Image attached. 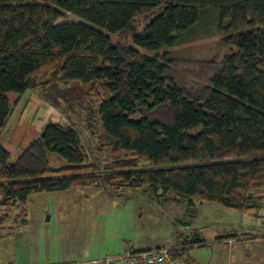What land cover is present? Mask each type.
<instances>
[{
  "label": "trees",
  "instance_id": "16d2710c",
  "mask_svg": "<svg viewBox=\"0 0 264 264\" xmlns=\"http://www.w3.org/2000/svg\"><path fill=\"white\" fill-rule=\"evenodd\" d=\"M210 11L226 54L207 82L184 85L216 61L165 50ZM64 13L87 23L58 25ZM136 23L147 54L113 41ZM72 84L89 87V129L120 156L100 160L74 127L50 123L13 162L1 140L11 96ZM145 186L191 206L264 210V0H0V230L28 223L33 193ZM205 244L197 234L173 259L198 264L188 249Z\"/></svg>",
  "mask_w": 264,
  "mask_h": 264
},
{
  "label": "rangeland",
  "instance_id": "374dc122",
  "mask_svg": "<svg viewBox=\"0 0 264 264\" xmlns=\"http://www.w3.org/2000/svg\"><path fill=\"white\" fill-rule=\"evenodd\" d=\"M64 23L87 22L64 13L57 24ZM144 28L140 29L136 23L127 34L114 35L113 41L147 54L133 43L134 34L141 33ZM165 51L178 60L216 61L214 66L204 72L193 69L195 74L183 77L182 84L207 82L218 72L226 54L225 50H221L216 14L210 11L183 37L180 45ZM89 90L87 86L72 84L68 87H52L49 93L38 87L27 91L19 100L17 95H12L11 102L15 110L1 138L3 146L12 155V161L38 139L50 123L74 127L83 143L95 150L98 159L107 161L118 158L120 152L111 151L105 146L108 141L102 139V128L94 133L89 129ZM99 148H102L101 153ZM50 160L53 168L67 166L57 155H50ZM142 166L150 167L149 163ZM27 213L29 223L23 230L37 232L44 237L39 246L41 256L49 259L52 256L62 257V261L71 260L76 264H85L96 257L122 254L130 249L165 247L180 250L182 242L194 239L196 234L201 236L202 232L213 242L219 236L223 237L225 230L239 237L264 235V210L240 212L216 203L199 202L191 206L176 202L174 196L162 195V191L156 194L148 186L110 192L84 187L33 193L28 199ZM56 234H60L57 240ZM241 243L231 247L216 244L191 248L189 251L193 257L200 258L201 264H235L236 254L241 248L243 254L245 251L256 256L261 254L258 246L249 242ZM179 261L184 264L182 260Z\"/></svg>",
  "mask_w": 264,
  "mask_h": 264
},
{
  "label": "crops",
  "instance_id": "0c3cea01",
  "mask_svg": "<svg viewBox=\"0 0 264 264\" xmlns=\"http://www.w3.org/2000/svg\"><path fill=\"white\" fill-rule=\"evenodd\" d=\"M28 223L19 226L10 224L6 226V228L0 230V264H64V263L76 264V262H73L71 260L62 261V257L55 258L52 256L51 259L42 257L41 256L42 250L39 246L40 243L43 241L44 237L42 235H39L37 232L31 233V231L23 230L24 229L23 227L27 226ZM201 234H202L201 237L205 238L206 244L190 247L188 250H190L191 248L195 249V248L211 247L216 244L219 245L227 244L231 247L237 245V243L239 242H243V243L249 242L251 245L258 246V250L261 252V254H259V256H256L254 254H248L246 253V251L243 254L242 253L243 249L241 248V250L238 251V254H236L235 264H264L263 234L257 237H255L254 235H241V237H239V236L230 235L225 230L223 231V237L219 236L217 239H215L217 240L215 242L211 241V239L206 235V233L202 232ZM56 235L57 237H55V239L57 240L60 234H56ZM179 249L181 250L182 248ZM188 256L195 259L198 264H201L200 258L193 257L190 254V251ZM102 258L96 257L94 259H102ZM181 263L182 262L180 261H176V264H181Z\"/></svg>",
  "mask_w": 264,
  "mask_h": 264
},
{
  "label": "built area",
  "instance_id": "2783aa9c",
  "mask_svg": "<svg viewBox=\"0 0 264 264\" xmlns=\"http://www.w3.org/2000/svg\"><path fill=\"white\" fill-rule=\"evenodd\" d=\"M174 249H131L123 254L107 256L102 259H93L85 264H176L173 259Z\"/></svg>",
  "mask_w": 264,
  "mask_h": 264
}]
</instances>
